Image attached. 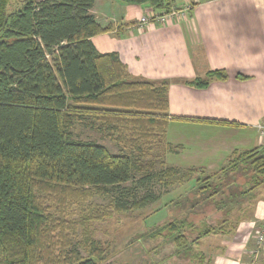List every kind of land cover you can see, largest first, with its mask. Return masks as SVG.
Masks as SVG:
<instances>
[{"label":"trees","instance_id":"obj_1","mask_svg":"<svg viewBox=\"0 0 264 264\" xmlns=\"http://www.w3.org/2000/svg\"><path fill=\"white\" fill-rule=\"evenodd\" d=\"M13 1L0 0V264H113L88 226L81 223L79 242L87 254L64 233L67 210L114 190V212L145 207L158 196L135 192L129 199L123 186L138 172L140 185L156 175L166 186L193 181L167 204L168 219L150 237L169 238L177 255L209 264L211 258L198 248L202 238L233 236L255 209L264 185V143L235 148L216 171L202 165L154 170L176 151L167 139L172 120L242 123L170 114V78L130 79L119 52H101L93 42V36L114 29L96 17V0H22L11 10ZM117 1L148 3L158 14L174 0ZM228 76L226 69H209L181 81L206 88ZM86 118L123 151L75 138L76 122ZM111 214L102 210L99 217Z\"/></svg>","mask_w":264,"mask_h":264},{"label":"crops","instance_id":"obj_2","mask_svg":"<svg viewBox=\"0 0 264 264\" xmlns=\"http://www.w3.org/2000/svg\"><path fill=\"white\" fill-rule=\"evenodd\" d=\"M190 2H193L192 17L174 23L153 21L142 26L139 19L151 8L147 12L144 8L148 6L143 5L125 8L116 17V21L121 18L119 26L113 24V30L95 35L92 40L101 52H119L131 76L149 80L170 78V114L241 122V126L192 119L170 122L191 123L193 132L203 130L208 134L206 138H200V133L193 136L185 125L168 128V136L172 131L174 136H180L179 142L186 145L183 149L186 155H181L185 165L207 167L218 160L220 168L235 148L264 143L256 127L264 120V0H174L172 6L181 7ZM110 6L114 5H108V12ZM96 17L103 25L113 22L108 19L104 24ZM98 36L102 38L97 42ZM220 68L227 70L228 78L215 80L206 88L181 81ZM239 74L248 77L240 79ZM203 125L207 126L200 127ZM262 187L264 185L257 190L254 211L239 222L235 234L230 236L237 241V246L243 247L242 264H249L253 258L254 225L264 223ZM224 254L216 255L214 264H225L228 258L237 263V255L225 257ZM257 262L264 264V253Z\"/></svg>","mask_w":264,"mask_h":264},{"label":"rangeland","instance_id":"obj_3","mask_svg":"<svg viewBox=\"0 0 264 264\" xmlns=\"http://www.w3.org/2000/svg\"><path fill=\"white\" fill-rule=\"evenodd\" d=\"M176 1L179 2V0ZM21 3L22 0H14L10 5V9H16ZM112 4L114 6H110L111 11L108 12L106 9L108 8V5ZM192 4L193 2H190L181 6V8L186 9L182 10V14L178 16L176 20L173 19V21L168 23L188 19L193 10ZM137 6L138 5H129L128 3H123L117 0H96L95 7L92 10L95 15L103 21L102 23L105 24L108 19H112V24L119 26L121 18L116 21V17H119L118 14L123 13V9L125 8ZM144 9L145 12H147L150 8ZM149 11H151V9ZM105 15L108 17L106 16L105 18ZM101 38L102 37L98 36L96 41L98 42ZM137 78L141 79L138 76H130V79ZM183 125H185V128L189 133H192L193 136L200 133V138H206L208 135L207 132L203 130L193 132V125L191 123L185 124L173 122L169 125V129ZM205 126L207 125L200 127ZM73 132L75 138L95 139L105 144L113 153H120L123 151V145L117 143V141L111 138L108 133H103L98 129L91 127L90 119L88 118L76 122ZM258 133L260 139L264 141V139L261 138L260 130H258ZM179 137L180 136H174L172 131L169 136L167 135V139L172 140L171 143L176 147V151L168 152L164 159L159 160L156 163L154 170H160L165 166H179L183 171H186L192 166L185 165L181 155H186L185 150H183L184 148L186 149V145L179 142ZM182 140L188 143L185 137H183ZM125 149L127 150L128 148ZM206 163L208 162H204L203 164ZM218 163L221 162H218L217 160L214 164H211V166H202L206 167V169L211 172L218 170ZM141 176L142 174L138 172L132 180L123 183L125 188L128 187L126 191L124 190L127 192L126 197L129 199L132 198V195H134L135 192L141 196L152 193L158 196L156 201L150 202L143 208L114 212L111 203L113 202V197L118 194L117 190H114V193L108 196L94 195L81 203L74 204L67 210V226L64 233L75 242L83 254H87V252L80 246L79 242H81L83 238L84 230L81 223L88 226L92 230L93 236L97 240H101L104 244L108 260L113 264H199L198 261H193L192 257L177 255L175 252L176 244L173 240L166 237H150L152 234L151 231L168 219L170 210L167 209V204L186 192L193 185V181L178 180L174 185L166 186L160 181L159 175H156L152 180L145 181L140 185L137 182ZM135 188H137V191ZM263 188L264 187H262V190ZM260 190L261 188L258 189V191ZM102 210H108L112 212V214L109 217L101 218L99 215ZM232 241L233 238L230 236L212 233L202 238V242L198 248L204 250L206 257L211 258L209 264H214L216 255L220 253H225V257H234V255H237L235 257L237 263L231 261L233 260L232 258H228L229 261H226L225 264H242V259L245 258V253L242 251L243 247L241 248L240 246H237V241ZM229 243H232L230 249L228 247Z\"/></svg>","mask_w":264,"mask_h":264},{"label":"built area","instance_id":"obj_4","mask_svg":"<svg viewBox=\"0 0 264 264\" xmlns=\"http://www.w3.org/2000/svg\"><path fill=\"white\" fill-rule=\"evenodd\" d=\"M186 8L176 7L172 6L171 8L167 10H162L158 14L147 12L146 14H143L139 21L142 26V24L150 23V22H159V23H168L170 21L176 20L178 16L182 14V10ZM257 129L261 132V137L264 138V120L260 121L256 125ZM255 229L253 231V238L255 243V248L252 250L253 258L249 262V264H258L257 259L259 257L260 253H264V226L262 225H254Z\"/></svg>","mask_w":264,"mask_h":264},{"label":"bare ground","instance_id":"obj_5","mask_svg":"<svg viewBox=\"0 0 264 264\" xmlns=\"http://www.w3.org/2000/svg\"><path fill=\"white\" fill-rule=\"evenodd\" d=\"M257 225H261V223H257ZM264 226V225H263ZM254 229H255V227H254ZM254 229H253V231H254ZM253 241H254V238H253ZM255 248V243L253 244V248H252V250ZM252 250H251V253H252ZM253 254V253H252ZM260 254H263V253H260ZM259 254V255H260Z\"/></svg>","mask_w":264,"mask_h":264},{"label":"water","instance_id":"obj_6","mask_svg":"<svg viewBox=\"0 0 264 264\" xmlns=\"http://www.w3.org/2000/svg\"><path fill=\"white\" fill-rule=\"evenodd\" d=\"M142 5H143V6H147V5H149V4H148V3H143Z\"/></svg>","mask_w":264,"mask_h":264}]
</instances>
